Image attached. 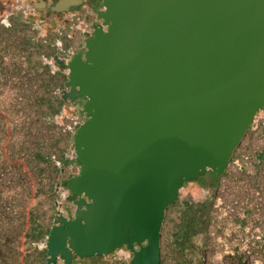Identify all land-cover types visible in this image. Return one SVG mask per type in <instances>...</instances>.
I'll list each match as a JSON object with an SVG mask.
<instances>
[{
  "label": "water",
  "instance_id": "95a60500",
  "mask_svg": "<svg viewBox=\"0 0 264 264\" xmlns=\"http://www.w3.org/2000/svg\"><path fill=\"white\" fill-rule=\"evenodd\" d=\"M100 5L103 27L64 63L62 97L81 99L84 119L64 185L74 209L49 226L44 261L123 248L128 264H159L162 220L183 183L222 174L264 109V0Z\"/></svg>",
  "mask_w": 264,
  "mask_h": 264
},
{
  "label": "rangeland",
  "instance_id": "374dc122",
  "mask_svg": "<svg viewBox=\"0 0 264 264\" xmlns=\"http://www.w3.org/2000/svg\"><path fill=\"white\" fill-rule=\"evenodd\" d=\"M4 1L16 8L7 14L0 7V264H40L63 185L55 161L72 151V133L84 119L81 99L62 101L60 107L53 101L65 78L49 63L54 54L67 59L78 39L80 47L86 38L79 34L81 16L68 17L55 31L46 17L40 18L44 25L37 21V0ZM57 41L61 44L55 47ZM246 159L243 135L222 174L212 175L204 187L189 181L179 189L162 220L159 264H179L173 239L182 202L209 196L205 230L188 242V264H264V194H244ZM124 252L114 251L117 256ZM88 258L73 264H86Z\"/></svg>",
  "mask_w": 264,
  "mask_h": 264
},
{
  "label": "flooded vegetation",
  "instance_id": "af4514ba",
  "mask_svg": "<svg viewBox=\"0 0 264 264\" xmlns=\"http://www.w3.org/2000/svg\"><path fill=\"white\" fill-rule=\"evenodd\" d=\"M47 1L48 4H47ZM57 0H37V3H40V7L36 10V14L39 18V20H37L38 22H40V25H44V23H42L43 21L40 20V18L42 17H46L45 19H47L48 23L50 24V26H52L53 28H55L54 30L57 31L59 26L64 25L67 22V18L72 16L74 17L75 15H77L78 17H82V27L79 29V34H80V38H87L90 34L91 31L94 27L96 26H102L103 24L101 22V19L98 17V11L99 9H101V5L99 3V5L96 7V9H94V2L96 0H79V2L77 3L76 7H68L67 10L65 12H56V11H52L51 9H49L50 5H53L54 2H56ZM100 2V0H99ZM36 3V2H35ZM35 3H33L35 5ZM9 5V9L6 10V5ZM22 6V5H21ZM2 7L3 9H1L2 11H5L7 14L11 13V10L13 9L14 5L12 3H8L6 1L2 2ZM16 8V7H14ZM27 8V6H26ZM24 15V14H23ZM33 18H31V16H28V20H32ZM79 41L80 39H78L77 41V46L74 50V52L72 51L71 55L75 52H81L83 53V44L79 47ZM72 49V48H71ZM71 51V50H70ZM53 56L52 58V66L54 68V70H56L57 73L61 74L62 77H66V74L64 72V63L65 61L69 58L66 59L65 56H61V55H56ZM70 55V56H71ZM64 81V80H63ZM264 110V109H263ZM58 165V167L60 168V181L63 183V185H60L59 188H61V190L59 191V197L58 200L55 202V217L53 220V223L56 221V216L57 214H62L64 216H67L68 213H72L74 206L71 205L70 201L74 198L69 192H67L65 190V181L69 178H71L77 169L78 163L75 160V157L73 155V152H69V153H64L61 156H59L58 160L55 161ZM208 173V171L205 172L204 175L198 177L196 180L200 181L202 184H206L209 183L212 179V176L209 174L208 176L206 175ZM57 190V189H56ZM69 210V212H68ZM125 251V250H124ZM122 256L127 255V251L123 253H121ZM81 259V258H80Z\"/></svg>",
  "mask_w": 264,
  "mask_h": 264
},
{
  "label": "crops",
  "instance_id": "0c3cea01",
  "mask_svg": "<svg viewBox=\"0 0 264 264\" xmlns=\"http://www.w3.org/2000/svg\"><path fill=\"white\" fill-rule=\"evenodd\" d=\"M51 6H49V9ZM59 44L61 43L57 41L54 46L57 47ZM52 65L49 63V66L52 67ZM57 75L61 76L59 73ZM243 135L247 152V159L243 163L244 194H264V110L256 114L254 121L249 125ZM56 170L60 175V168L58 167ZM118 255L112 252L106 256L93 255L91 258L85 260H87L86 264H128V259L125 255L122 256L120 253ZM77 264L81 263L79 262Z\"/></svg>",
  "mask_w": 264,
  "mask_h": 264
},
{
  "label": "trees",
  "instance_id": "16d2710c",
  "mask_svg": "<svg viewBox=\"0 0 264 264\" xmlns=\"http://www.w3.org/2000/svg\"><path fill=\"white\" fill-rule=\"evenodd\" d=\"M57 74L58 73H56V75ZM53 85H56V82H53ZM67 100L68 99L63 98L62 94L59 93V94L54 95L53 101L57 103V107H60L62 101H67ZM55 109H56V106H55ZM208 174H210L211 176L216 175L211 171H208ZM192 181H197V180H192ZM186 183L187 182L183 183V186ZM204 186L205 185L203 184V187ZM210 207H211L210 196L203 200H198L195 202H191L188 200H185L184 202H182V207L179 210V224L174 231V239H173L175 243V246H174L175 253H176V256L179 257V262H178L179 264H181V262L183 264H188V260L184 256L187 255L186 249L189 247L188 246L189 239L191 236L199 232H203L205 230L208 217H209ZM36 232H39V230L37 229ZM43 255H45L44 249L40 251V258ZM72 259H73V262H72L73 264L76 260H81L82 258L76 259V257L73 256ZM40 264H45V261L43 259H40Z\"/></svg>",
  "mask_w": 264,
  "mask_h": 264
},
{
  "label": "bare ground",
  "instance_id": "6f19581e",
  "mask_svg": "<svg viewBox=\"0 0 264 264\" xmlns=\"http://www.w3.org/2000/svg\"><path fill=\"white\" fill-rule=\"evenodd\" d=\"M230 159H231V157H230ZM230 161V160H229Z\"/></svg>",
  "mask_w": 264,
  "mask_h": 264
}]
</instances>
